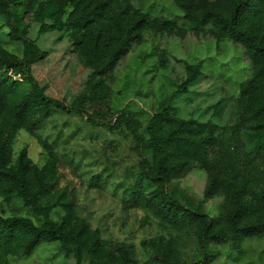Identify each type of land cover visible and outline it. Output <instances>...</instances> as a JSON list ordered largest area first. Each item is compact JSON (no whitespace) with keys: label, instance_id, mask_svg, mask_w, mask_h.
I'll return each mask as SVG.
<instances>
[{"label":"rangeland","instance_id":"374dc122","mask_svg":"<svg viewBox=\"0 0 264 264\" xmlns=\"http://www.w3.org/2000/svg\"><path fill=\"white\" fill-rule=\"evenodd\" d=\"M202 1L6 4L0 61H20L37 49L29 77L49 99L78 109H50L37 124L32 117L13 120L11 107L29 94L28 79L0 67L8 166L15 169L25 154L26 186L42 210L0 186V217L51 222L65 234L63 244L42 241L27 254H6L7 264H121L124 256L128 264H194L205 255L204 264H264V232L238 231L264 222V203L230 219L242 210L220 173L234 161L245 180L256 172L264 185V56L218 21L215 13L226 16L233 0H218L220 11L208 14ZM243 1L241 27L252 36L264 19V0ZM166 105L169 118L154 126L157 135H169L177 120L190 123L173 143L150 149L146 125ZM213 176L218 188L208 196ZM185 210L213 222L207 238ZM217 230L222 240L212 237Z\"/></svg>","mask_w":264,"mask_h":264},{"label":"trees","instance_id":"16d2710c","mask_svg":"<svg viewBox=\"0 0 264 264\" xmlns=\"http://www.w3.org/2000/svg\"><path fill=\"white\" fill-rule=\"evenodd\" d=\"M13 0H0V15L4 20L10 23V15L6 9V4L11 3ZM192 3V0H186ZM203 9L206 14L213 11H220V4L218 0L207 1L203 0ZM248 10V5L246 1L243 0H233L230 4V9L228 14L224 17L215 13L218 17V21L223 25L232 35H240L250 40L253 45L254 53L264 56V19L258 22V29H256L255 34L248 36L247 33L242 30L241 19L244 17ZM213 14V13H212ZM12 32L14 28L11 27ZM255 36L258 39L254 40ZM40 53L37 49L33 48L30 54L20 61L13 60H1L0 67H15L16 73H21L26 79H28L29 94L25 97L19 99L11 107V116L15 121H22L26 118H34V123L37 124L44 120L50 109L61 110L66 112L78 111L76 107L66 106L62 103L53 101L43 94L40 87L37 85L34 79L29 77V65L39 57ZM187 81H184L179 85L175 92H179L184 89ZM7 90L0 87V98L6 100ZM169 118V106L166 105L164 108L158 112L153 113L146 125V129L149 131L150 136L144 143L150 149H157L160 145L173 143V138L178 137L180 133L185 131L190 123L189 120H177L175 126L171 129L169 135L160 137L157 135L153 128L159 122ZM86 121L91 125L100 126L103 125L102 122L95 121L91 117L87 116ZM2 121L1 123H3ZM1 128V127H0ZM237 128V126H236ZM238 131V130H237ZM233 130L232 133H236ZM5 138L3 130L0 129V186L7 188L8 191L13 192L15 195L20 197L25 204L29 205L32 210L42 212L36 200L28 192V188L25 182V175L31 169L28 165V160L26 159L23 152L20 153L18 158V165L15 169L8 166L9 156L8 147L4 143ZM165 172L166 169L163 168ZM209 172V169H208ZM223 175L227 174V178L224 187L233 193V197L238 201V207L243 211L230 212L228 217L233 219L238 217V214L242 215L253 210L256 203H264V185L258 183V174L256 172L250 174V179L245 180L243 176L240 175V170L236 162L230 161V164L225 166L224 171H220ZM36 179L38 183V189L44 188L43 179L36 174ZM252 180V184L248 186L246 184L248 181ZM218 180L216 177H211L208 185L206 195H211L216 192L218 188ZM176 205V204H175ZM180 206L174 207L173 213L177 214ZM192 219L199 220L201 222V232L202 236L207 238V236L212 231L214 224L205 215L200 214L195 211L185 210ZM243 234V237H252V235L260 234L264 232V222L252 224L251 226H246L238 230ZM217 235V237H215ZM215 239H223V232L221 230L215 231L212 235ZM58 240L60 243H65V234L57 231L51 222H46L42 225H33L27 218L24 217H0V264H7L5 255L6 254H19L24 255L31 251V249L42 241ZM206 255L203 260H200L194 264H204L206 261ZM128 256H124L121 264H128ZM74 264H80L79 261H75ZM88 264H107L101 261H90Z\"/></svg>","mask_w":264,"mask_h":264}]
</instances>
